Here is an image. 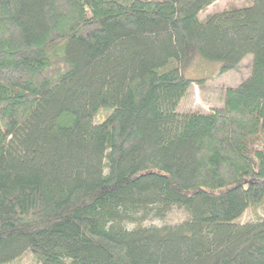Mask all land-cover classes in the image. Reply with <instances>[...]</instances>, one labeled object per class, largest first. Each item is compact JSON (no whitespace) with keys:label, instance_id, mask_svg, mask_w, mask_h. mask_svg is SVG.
<instances>
[{"label":"trees","instance_id":"trees-1","mask_svg":"<svg viewBox=\"0 0 264 264\" xmlns=\"http://www.w3.org/2000/svg\"><path fill=\"white\" fill-rule=\"evenodd\" d=\"M217 1L0 0V264H264V218L236 222L264 204V0Z\"/></svg>","mask_w":264,"mask_h":264},{"label":"rangeland","instance_id":"rangeland-1","mask_svg":"<svg viewBox=\"0 0 264 264\" xmlns=\"http://www.w3.org/2000/svg\"><path fill=\"white\" fill-rule=\"evenodd\" d=\"M253 0H218L200 13V19L206 21L213 13L226 11L231 8H239L251 5ZM253 63V56L247 55L243 61L233 70L222 76H216L214 73H218L219 64L207 65L203 63L204 72L196 75V77L202 78L207 73H212L214 76H210L206 79L202 86L192 85L186 96L181 100L178 111L181 113L186 112H201L211 113V111L224 103L223 92L227 88L237 87L243 80L248 78L251 74V68ZM196 71L191 69L189 74L194 75ZM201 72V71H200ZM112 109L103 108L94 117V123L99 124L104 122L112 113ZM188 217L187 212L181 208H174L164 219H149L143 223L144 226H161L164 224L176 225L185 221ZM264 218V204L257 207H249L242 217H240L237 223L256 222ZM134 226V225H133ZM130 225V227H133ZM36 259L31 252L16 260L11 264H35Z\"/></svg>","mask_w":264,"mask_h":264}]
</instances>
